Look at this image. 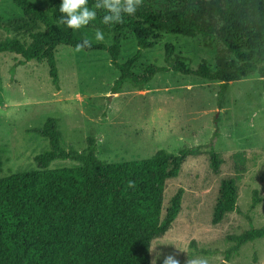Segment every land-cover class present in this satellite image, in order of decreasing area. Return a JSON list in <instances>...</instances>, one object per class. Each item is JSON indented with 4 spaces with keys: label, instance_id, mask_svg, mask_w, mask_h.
<instances>
[{
    "label": "rangeland",
    "instance_id": "374dc122",
    "mask_svg": "<svg viewBox=\"0 0 264 264\" xmlns=\"http://www.w3.org/2000/svg\"><path fill=\"white\" fill-rule=\"evenodd\" d=\"M42 9L53 0H31ZM163 10L167 0H145ZM95 0H90L94 4ZM100 15L76 30L82 39L100 28ZM2 23L26 18L14 0H0ZM18 37L29 44L25 33H7L0 28V39ZM112 44V37L100 42ZM172 44V61L186 59L197 69L206 62L215 69L220 56L234 59L220 39L206 47L200 35H165L154 47L143 51L133 65L136 73L148 65L168 66L165 46ZM138 50L135 38L121 42L119 61L124 63ZM59 89L49 75L45 60L21 65L23 58L12 52L0 53V179L38 169L35 157L49 148L46 138L30 130L56 118L66 150L82 152L90 137L95 138L97 157L107 163L141 160L158 150L177 153L198 148L189 156L180 174L166 184L163 213L171 199L182 192L181 209L171 228L150 245V264H163L173 256L178 264L194 257L208 264H264V239L241 247L227 257L231 235L264 228V86L259 74L230 83L223 98L219 81L169 71L157 74L142 90L126 84L112 90L120 73L110 63L106 51L77 50L65 45L56 49ZM15 67V74L11 69ZM220 156L214 172L208 151ZM78 163L56 160L49 168H68ZM234 178L238 188L237 210L219 224L212 222L223 181ZM260 202L252 208L253 192Z\"/></svg>",
    "mask_w": 264,
    "mask_h": 264
},
{
    "label": "trees",
    "instance_id": "16d2710c",
    "mask_svg": "<svg viewBox=\"0 0 264 264\" xmlns=\"http://www.w3.org/2000/svg\"><path fill=\"white\" fill-rule=\"evenodd\" d=\"M14 4L26 18L3 24L0 16V28L25 33L31 42L8 36L0 39V53L20 55L21 65L45 60L52 83L59 89L56 49L60 45L76 48L81 38L60 22V0H53L47 9L31 0H14ZM101 17L100 29L112 37V44L92 43L82 49L108 52L110 63L120 73L114 92L126 84L142 90L157 74L169 71L221 82V98L230 83L256 73L264 86V0H167L163 10L141 0L136 14L120 24L105 25ZM165 35H200L206 47L220 39L234 59L220 56L214 70L206 62L192 69L184 58L172 61L175 47L166 44L168 66L152 64L136 73L133 65L143 51L156 46ZM128 37L136 39L138 50L121 63V42ZM14 74L15 67L11 69ZM30 132L46 138L49 148L35 157L38 169L0 179V264H150L152 240L169 231L181 209L182 192H178L162 217L166 184L180 174L198 148L177 153L162 149L147 159L107 163L97 157L92 137L82 152L66 150L56 118ZM208 154L218 172L219 154L215 150ZM56 160L78 164L49 168ZM237 198L235 179L223 181L214 225L237 210ZM258 202L260 197L254 191L252 208ZM260 239H264V228L229 236L232 245L226 258Z\"/></svg>",
    "mask_w": 264,
    "mask_h": 264
},
{
    "label": "clouds",
    "instance_id": "9594fccd",
    "mask_svg": "<svg viewBox=\"0 0 264 264\" xmlns=\"http://www.w3.org/2000/svg\"><path fill=\"white\" fill-rule=\"evenodd\" d=\"M141 0H95L90 4V0H60L59 17L66 27L79 30L93 21L97 17L98 10H103L101 22L105 25H116L124 21L126 17L136 14ZM105 39L104 32L97 28L92 36L84 35L75 45L76 49L91 47L93 41L100 42ZM163 264H178L173 256H167ZM187 264H208L206 258L194 257L188 259Z\"/></svg>",
    "mask_w": 264,
    "mask_h": 264
}]
</instances>
